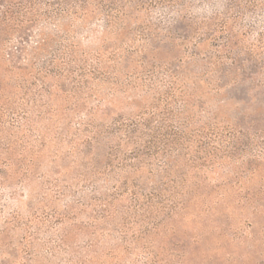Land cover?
Returning a JSON list of instances; mask_svg holds the SVG:
<instances>
[{
	"label": "rangeland",
	"instance_id": "374dc122",
	"mask_svg": "<svg viewBox=\"0 0 264 264\" xmlns=\"http://www.w3.org/2000/svg\"><path fill=\"white\" fill-rule=\"evenodd\" d=\"M253 1L0 0V264H264Z\"/></svg>",
	"mask_w": 264,
	"mask_h": 264
},
{
	"label": "trees",
	"instance_id": "16d2710c",
	"mask_svg": "<svg viewBox=\"0 0 264 264\" xmlns=\"http://www.w3.org/2000/svg\"><path fill=\"white\" fill-rule=\"evenodd\" d=\"M65 1H75V2H84L85 0H65ZM255 2V1H253V0H235V2ZM9 10L11 11V7H9V8H6V10L4 11V13L3 14H6L7 13V11L9 12ZM71 55V54H70ZM70 55L68 54H65V58H68V57H70Z\"/></svg>",
	"mask_w": 264,
	"mask_h": 264
}]
</instances>
